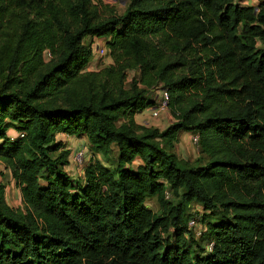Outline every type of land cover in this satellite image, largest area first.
Returning <instances> with one entry per match:
<instances>
[{"label":"trees","instance_id":"trees-1","mask_svg":"<svg viewBox=\"0 0 264 264\" xmlns=\"http://www.w3.org/2000/svg\"><path fill=\"white\" fill-rule=\"evenodd\" d=\"M110 5L0 0V264H264V0ZM159 89L163 130L135 121ZM60 135L92 152L81 177Z\"/></svg>","mask_w":264,"mask_h":264},{"label":"rangeland","instance_id":"rangeland-1","mask_svg":"<svg viewBox=\"0 0 264 264\" xmlns=\"http://www.w3.org/2000/svg\"><path fill=\"white\" fill-rule=\"evenodd\" d=\"M243 1H245L243 3L244 5L250 6L252 4L253 6H255L259 0H243ZM127 2H128V0H111L110 6H112L116 10L117 13H121L123 7L125 6V4ZM97 47L105 48V42L103 39L95 40L94 55H95ZM95 57L97 58V61L99 62V64L101 62L110 61V58L106 55V51H105L104 55H102V56L101 55H95ZM155 96H157V91L155 93ZM146 121L149 123L150 127L154 128V129H162V126L167 125V124H171L174 121V119L172 118L171 114L169 113V110L167 109L166 111L159 114V116H157V117H152L151 114H148L146 117ZM141 124H143V123H141ZM181 134H183V135L180 136V140L177 142L178 145L176 144L177 146L175 149V153L179 158L189 160V161H193L197 157V146L194 145L192 143V140H191V137L193 136V134H191L187 131L181 132ZM18 135H19L18 131L16 129H14L13 127H10L8 129V136L17 137ZM58 138L60 139L61 137H58ZM62 139H66V138L62 137ZM63 143H65V142H63ZM65 144L67 147H69V150H70L69 167H68L69 171L68 172L71 174H73L72 172H74L75 173L74 175H77V176H78V174H80V177H81L83 174V168L86 165V162L88 161V157H89L88 154L87 155H85V154L86 153L90 154L92 152L87 149L85 142L80 143V144L75 143V144H73L72 147H70V145H72V143L71 144L65 143ZM79 151H82L84 153V156L82 157V159L80 161L74 159V155L79 153ZM97 158H101V157L98 155ZM70 168H71V170H70ZM5 171L2 167V165L0 164V172H1V174H3V176H0V181H4L6 184L7 200L11 206L18 207L19 206L18 195H17L18 193H17L14 185L11 184V182L7 176V172H5ZM147 206L150 209H152L153 211H157V205L155 203V200H148ZM202 214H203V212H202L201 207H199V205L191 204V207H190L191 217L189 218V220L191 218H195L197 216L198 217L202 216Z\"/></svg>","mask_w":264,"mask_h":264},{"label":"built area","instance_id":"built-area-1","mask_svg":"<svg viewBox=\"0 0 264 264\" xmlns=\"http://www.w3.org/2000/svg\"><path fill=\"white\" fill-rule=\"evenodd\" d=\"M104 1L106 3H110L111 2V0H104ZM233 1L244 2L243 0H233ZM94 43H93V45H94ZM104 54H105V48L97 47L95 55H101L102 56ZM168 101H169V96H168L167 91L164 90V89H159L157 91V97H156V102H155L156 104H155V106L150 108L151 116L152 117H157V116H159V114H161L162 112L166 111L167 108H168ZM191 140H192V143L194 145L197 144V136L196 135H193L191 137ZM82 157H83V152L82 151H79V153L74 155V159L75 160H79L80 161L82 159ZM188 229H194V231H195V233L197 235L200 234V227L198 225V218L197 217L191 218L188 221ZM211 248H212V244L210 243L208 245V250H211Z\"/></svg>","mask_w":264,"mask_h":264},{"label":"crops","instance_id":"crops-1","mask_svg":"<svg viewBox=\"0 0 264 264\" xmlns=\"http://www.w3.org/2000/svg\"><path fill=\"white\" fill-rule=\"evenodd\" d=\"M245 2V1H244ZM244 2H241V4H243ZM244 5V4H243ZM251 6H253L252 4H251ZM94 42H95V40H94ZM93 42V43H94ZM110 63V61H108V62H101L100 64H99V62L97 61V58L94 56L93 58H92V60L89 62V64H88V70H90V71H97V70H99L103 65H108ZM148 114H151L150 113V109H146V110H144L142 113H140V114H137V115H135V121H136V123H138V124H140V125H145V126H147V127H150V125H149V123L146 121V117H147V115ZM141 123H143V124H141ZM169 124H167V125H164V126H162V129H159V130H163V129H165L167 126H168ZM181 134V133H180ZM184 134V133H183ZM183 134H181V135H179V140H180V136H182ZM60 139L63 141V142H65V143H69V144H71L72 143V145H70V147H72L73 146V144H75V143H83V142H85V139H75V138H73V137H70V136H66V135H60ZM62 137H65L66 139H62ZM184 137V136H183ZM86 143V142H85ZM178 145V144H177ZM176 145V146H177ZM176 146H175V149H176ZM69 148V147H68ZM68 169V171H69V168H67ZM70 170H71V168H70ZM5 171V170H4ZM5 172H7V171H5ZM73 173V175L75 174L74 172H72ZM7 176H8V173H7ZM78 176H80V174H78ZM8 178H9V176H8ZM9 180H10V182H11V184L12 185H14L13 184V181H11V179L9 178ZM2 182H4V181H2ZM5 183V182H4ZM15 187V186H14ZM6 189H7V187H6ZM16 191H17V195H18V201H19V205H20V197H19V192H18V190L16 189ZM6 200H7V197H6ZM7 202H8V200H7ZM8 204H9V202H8Z\"/></svg>","mask_w":264,"mask_h":264}]
</instances>
